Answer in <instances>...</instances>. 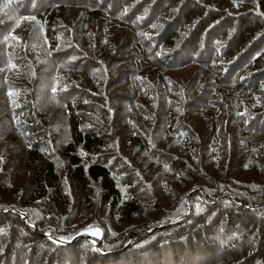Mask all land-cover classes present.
Listing matches in <instances>:
<instances>
[{"label": "trees", "instance_id": "1", "mask_svg": "<svg viewBox=\"0 0 264 264\" xmlns=\"http://www.w3.org/2000/svg\"><path fill=\"white\" fill-rule=\"evenodd\" d=\"M0 264H264V0H0Z\"/></svg>", "mask_w": 264, "mask_h": 264}, {"label": "rangeland", "instance_id": "2", "mask_svg": "<svg viewBox=\"0 0 264 264\" xmlns=\"http://www.w3.org/2000/svg\"><path fill=\"white\" fill-rule=\"evenodd\" d=\"M165 6V3L163 4ZM148 8V7H147ZM144 13L146 11H143ZM137 20L139 21V18H137ZM117 40L119 42V50L121 51L122 50V46H124L126 44V41L124 40V37L122 35V33L120 32V34L118 33L117 34ZM22 171V170H21ZM20 171V172H21ZM94 212L93 211H84V214L82 213V215L76 220V222H79V224L81 226L85 225L87 226L84 230H89V231H93L95 232L96 230H98L99 234L96 235L94 234L93 236H95L96 238H99V243L101 242V239H102V235H103V231L97 227V226H89V225H92V223H94L93 221L95 220V216L93 214ZM21 217L25 218V214L23 213H20ZM96 219L102 224V226H106V224L108 223V220L107 218L104 216V215H100V216H97ZM103 229V228H102ZM83 230V231H84ZM91 242V241H90ZM92 243V242H91ZM93 244V243H92ZM99 246V245H98Z\"/></svg>", "mask_w": 264, "mask_h": 264}, {"label": "water", "instance_id": "3", "mask_svg": "<svg viewBox=\"0 0 264 264\" xmlns=\"http://www.w3.org/2000/svg\"><path fill=\"white\" fill-rule=\"evenodd\" d=\"M95 232L97 233V230ZM91 233H93V231L84 230V231L79 232L71 241H65V240H59V239H55L53 241L60 243V244H68V243H71V242L76 241L78 239L85 238V239L91 241L94 245V249L97 250L98 245H99V238L94 237ZM98 234H99V232L97 233V235ZM47 237L50 238L49 235H47Z\"/></svg>", "mask_w": 264, "mask_h": 264}, {"label": "bare ground", "instance_id": "4", "mask_svg": "<svg viewBox=\"0 0 264 264\" xmlns=\"http://www.w3.org/2000/svg\"><path fill=\"white\" fill-rule=\"evenodd\" d=\"M91 234H92V235H94V234H96V235H97V233H96V232H95V233L93 232V233H91ZM94 237H95V236H94Z\"/></svg>", "mask_w": 264, "mask_h": 264}, {"label": "snow or ice", "instance_id": "5", "mask_svg": "<svg viewBox=\"0 0 264 264\" xmlns=\"http://www.w3.org/2000/svg\"><path fill=\"white\" fill-rule=\"evenodd\" d=\"M97 233H98V230H97Z\"/></svg>", "mask_w": 264, "mask_h": 264}]
</instances>
